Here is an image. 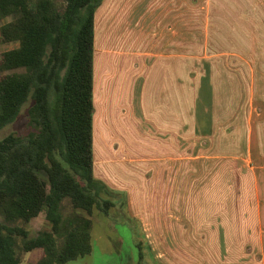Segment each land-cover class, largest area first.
I'll list each match as a JSON object with an SVG mask.
<instances>
[{"label": "crops", "instance_id": "1", "mask_svg": "<svg viewBox=\"0 0 264 264\" xmlns=\"http://www.w3.org/2000/svg\"><path fill=\"white\" fill-rule=\"evenodd\" d=\"M239 36L248 37L240 49L221 48ZM93 106L94 165L96 130L105 152L118 153L109 163H149L126 190L148 196L138 209L149 218H139L166 264H264V0H102ZM142 141L150 155L123 154ZM205 206L211 221L189 219Z\"/></svg>", "mask_w": 264, "mask_h": 264}, {"label": "trees", "instance_id": "2", "mask_svg": "<svg viewBox=\"0 0 264 264\" xmlns=\"http://www.w3.org/2000/svg\"><path fill=\"white\" fill-rule=\"evenodd\" d=\"M55 1L0 0V44L17 43L0 52V131L23 109L27 116L21 131L0 136V264H20V252L37 248L42 255L25 264L91 253V215H108L119 195L93 174V24L102 0ZM40 213L49 229L30 236L17 224ZM134 235L146 240L142 229ZM144 241L134 242L136 264H158Z\"/></svg>", "mask_w": 264, "mask_h": 264}, {"label": "rangeland", "instance_id": "3", "mask_svg": "<svg viewBox=\"0 0 264 264\" xmlns=\"http://www.w3.org/2000/svg\"><path fill=\"white\" fill-rule=\"evenodd\" d=\"M55 2L57 3L56 6L60 8L62 4L61 0H56ZM7 19L10 18L8 17ZM247 38L248 37L239 36L237 37L235 43H225L221 46V48L224 49L230 46L231 48L240 49L239 46H241L243 40L245 39L246 41ZM15 46H17L16 42L0 44V52L2 50L10 49ZM26 119L27 116L25 110L23 109L14 122L9 123L1 129L0 136H4L9 132L13 131H21L26 125ZM126 129L127 131L124 133V135L127 134L126 138L129 139V141L126 142L132 145L133 141H136L137 139L136 133L132 135L134 131H132V124L126 126ZM95 133L96 137L94 144L96 153V163L95 165L93 163V167L95 169L98 167L97 172H100L107 177L106 180L111 184L112 187H110L108 184L107 185L119 195H116L112 198L114 206L110 208L108 215H104L98 209H94V212L91 215L92 252L75 260H71L65 264H136V260L138 257V249L134 242L135 240H144H142L141 236H138L136 238L134 232H138L142 229L145 235V231L143 229V225L139 217L144 216L146 219H148L149 216L147 214L139 212V209L142 206L147 207L146 204L149 205V203H147L149 202V198L146 194L141 195V197L138 196V194L134 193L132 196L131 193L129 194L127 192L126 188L129 187L133 190L135 187L139 186V183L141 181L135 180V175L139 174V172L146 173L149 163L130 162L128 161V159L117 160L114 163H109L107 159H109L110 157L113 158V156H116V154L118 153H112V151L109 150L105 152L104 146L102 145V142H100V133H97V130ZM141 145L142 146H140V148L128 146V149H126V151H123V154L138 157L140 155H150L153 152V148H151V146L148 145L145 141H142ZM118 151L121 153L122 149H119ZM121 155H118V157L116 158H121ZM140 191L141 193L145 191L144 187H142ZM172 205L174 206V209H180L178 211V214L180 216L181 200L177 201V203L172 202ZM189 207H193V203H190ZM204 208V212H188L190 214H188L189 219L194 222L211 221L212 212H208L206 206ZM62 212L64 215H70L72 213V206L69 199H65L63 201ZM133 214L138 215L134 216ZM0 220H3L1 215ZM17 224L27 228L30 232V236L37 234L41 230H46L50 228L49 223L45 219L44 213H40L38 216L31 219L28 223L18 222ZM17 241L20 243V238H18ZM145 243H148V246H150L152 259L155 260V262H157L158 264H166L167 260L165 258L167 257V255L165 254L164 246L160 244H150L146 239L144 241V249L148 256L150 254V251L148 252L149 249ZM185 246L193 249L188 251L195 250L194 252L196 254H198L197 252L201 253V250L198 249L199 247L197 248L196 244H187ZM209 246L213 247L215 245ZM238 246L241 247L242 245ZM179 248L182 257H186L190 260L191 258H194L196 256L195 253L191 254L186 250L183 251L180 246ZM19 255L21 258L20 264H25L26 262L39 259V257L42 255V250L40 248H37L29 252H20ZM219 260L222 263L224 259L222 258ZM225 261L228 262L229 259H225ZM203 262L205 264H218V260L213 259V257H210V259H206Z\"/></svg>", "mask_w": 264, "mask_h": 264}]
</instances>
